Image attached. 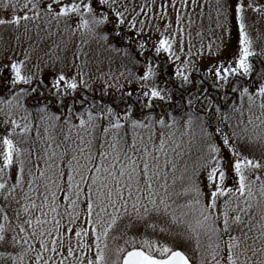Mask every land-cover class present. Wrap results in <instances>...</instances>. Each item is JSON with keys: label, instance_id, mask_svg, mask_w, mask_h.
I'll list each match as a JSON object with an SVG mask.
<instances>
[{"label": "snow or ice", "instance_id": "snow-or-ice-1", "mask_svg": "<svg viewBox=\"0 0 264 264\" xmlns=\"http://www.w3.org/2000/svg\"><path fill=\"white\" fill-rule=\"evenodd\" d=\"M264 0H0V264H264Z\"/></svg>", "mask_w": 264, "mask_h": 264}, {"label": "rangeland", "instance_id": "rangeland-1", "mask_svg": "<svg viewBox=\"0 0 264 264\" xmlns=\"http://www.w3.org/2000/svg\"><path fill=\"white\" fill-rule=\"evenodd\" d=\"M260 27L264 28V23H262V24L260 25Z\"/></svg>", "mask_w": 264, "mask_h": 264}]
</instances>
